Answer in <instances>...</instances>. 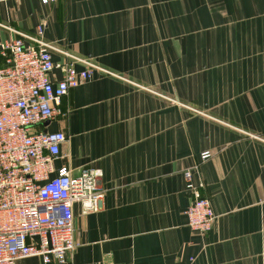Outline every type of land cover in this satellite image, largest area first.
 Here are the masks:
<instances>
[{
  "label": "crops",
  "instance_id": "1",
  "mask_svg": "<svg viewBox=\"0 0 264 264\" xmlns=\"http://www.w3.org/2000/svg\"><path fill=\"white\" fill-rule=\"evenodd\" d=\"M42 22L52 79L66 52L97 65L46 126L66 135L56 167L100 171L64 264H264V0H0V42ZM186 170L206 232L186 222Z\"/></svg>",
  "mask_w": 264,
  "mask_h": 264
},
{
  "label": "built area",
  "instance_id": "2",
  "mask_svg": "<svg viewBox=\"0 0 264 264\" xmlns=\"http://www.w3.org/2000/svg\"><path fill=\"white\" fill-rule=\"evenodd\" d=\"M44 28L42 22L35 35L16 32L18 36L0 42V264L31 257H39L40 264H64L77 247L73 206L79 203L87 214L98 209L102 197L98 169L84 167L73 176L67 165L56 167L66 135L46 128L61 112L63 96L89 80L97 65L66 52L70 60L62 77L52 79L57 65ZM76 61L87 68L78 69ZM210 155L204 150L199 157ZM183 174L191 192L186 222L206 232L215 220L212 205L201 194L202 183L195 184L189 170Z\"/></svg>",
  "mask_w": 264,
  "mask_h": 264
}]
</instances>
